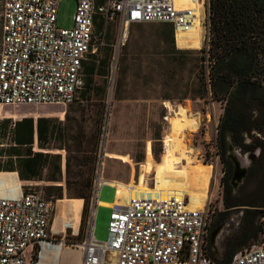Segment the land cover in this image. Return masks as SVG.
Listing matches in <instances>:
<instances>
[{"label":"built area","instance_id":"2783aa9c","mask_svg":"<svg viewBox=\"0 0 264 264\" xmlns=\"http://www.w3.org/2000/svg\"><path fill=\"white\" fill-rule=\"evenodd\" d=\"M61 1H0V110L67 106L76 101L85 87L83 64L93 51L96 21L103 22V36L109 25L118 23L124 43L130 25L168 24L175 34L192 28L196 21L203 26L208 2L199 0L204 14L198 17L194 10L181 8L177 0H75L73 26L61 28L57 23ZM103 39L101 46L106 45ZM119 47L118 43L110 56L106 77L109 116ZM107 125L104 120L103 130ZM217 135L214 148L220 159ZM105 155L99 148L90 198L93 224L82 242L71 244L81 251V264H215L210 256L214 211L209 206L190 209L185 196L130 198L126 205L115 203L108 239L97 241L94 221L100 190L111 186L104 177ZM54 206L35 191L16 198L0 197V264H44V245L53 244L50 223ZM231 264H264V234L261 245L239 252Z\"/></svg>","mask_w":264,"mask_h":264},{"label":"rangeland","instance_id":"374dc122","mask_svg":"<svg viewBox=\"0 0 264 264\" xmlns=\"http://www.w3.org/2000/svg\"><path fill=\"white\" fill-rule=\"evenodd\" d=\"M1 1V0H0ZM182 7L187 0H177ZM208 2H205V18L202 33V47L199 50L178 49L176 38L171 43V27L163 24H135L130 25L128 38L124 43L120 39V25L118 23L108 26L105 36L95 34L93 42V55L98 60L110 58L114 47L119 43L120 59L119 71L116 78V88L112 96V112L107 113L109 101L108 81L106 76H95L94 84L90 89H83L76 101L67 106L40 105L9 107L0 112V120L11 119L13 122L23 118H32L34 122L38 118H51L70 125L66 130V137L55 139L51 143L52 152L62 158V178L56 183L45 181H31L25 185L26 191H35L44 198L47 196L49 186H58L64 192L63 199H79L68 196V188L71 193L78 190L85 191L91 198L93 180L96 169L99 148L105 155V174L107 180H115L124 184H137L140 178L141 168H145L148 187L153 185V174L156 163L160 162L164 152V138L169 133V120L171 116L164 106L169 101L174 107L184 106L191 115H197L198 128L188 131L184 137L185 144L195 149L193 155L204 164L212 166V178L209 188V199L206 206L214 211L212 223L219 218V214L225 212L223 202V188L221 180L224 170L220 159L215 155L214 139L220 124L224 102L217 101L208 92L202 91L200 77L202 70L208 71V61L203 62V48L208 41ZM75 0H62L58 9L57 23L61 28L73 26L75 13ZM202 16V14H201ZM176 35V34H175ZM104 37L106 45L100 43ZM90 56L87 62L91 61ZM98 62V61H97ZM125 64L124 82L118 88L121 70ZM85 93V94H84ZM202 95L203 97H199ZM111 99V98H110ZM107 113V114H106ZM16 117V118H15ZM106 120L107 128L103 130V121ZM68 134V136H67ZM5 142L1 141L0 143ZM34 152L39 151L35 141ZM77 156L84 158L88 165L82 167V176L85 178H66L65 161L67 158ZM186 164V162H185ZM90 178H87V177ZM89 181V184H88ZM89 186V187H88ZM100 201L113 202L115 189L105 186L100 193ZM83 200V199H82ZM53 200L54 211L50 225L57 215V230L65 229L62 235H53V244L44 245L41 259L46 260L47 252L58 245H64L70 250L71 264L81 257L77 256L72 243L78 241L74 237L75 206L73 203H59ZM120 204V203H119ZM101 205V203H100ZM84 207V200H83ZM109 209L99 208L94 221V237L99 242L108 239V226L110 221ZM241 213L229 215L225 222H218L211 227L212 253L221 257L224 245L240 227ZM84 219L82 237L84 239L93 224V213L89 203L85 214L83 208L80 215ZM219 220V219H218ZM264 220V219H263ZM210 236V237H211ZM211 243V238H210ZM263 243V233L257 240L250 241L248 245L259 246ZM62 264H67L63 262Z\"/></svg>","mask_w":264,"mask_h":264},{"label":"trees","instance_id":"16d2710c","mask_svg":"<svg viewBox=\"0 0 264 264\" xmlns=\"http://www.w3.org/2000/svg\"><path fill=\"white\" fill-rule=\"evenodd\" d=\"M163 25L171 27V43H174V28ZM207 27L208 41L202 49L201 61L207 60L209 64L208 71L202 70L200 83L202 91L225 103L216 140L225 170L221 183L226 211L212 224L216 226L218 222H225L229 215L242 214L240 227L227 238L222 256H214L211 248L210 256L215 264H231L236 254L251 248L250 241L264 234V0H208ZM102 31L103 22L98 20L95 34ZM90 59L83 64L85 90L94 84L95 76L107 77L108 74L110 58L98 60L91 55ZM124 76L123 62L118 88L122 87ZM66 130H70V125L51 118H38L36 122L32 118L15 122L0 120V139L5 141L0 143V172H16L24 182L42 181L43 178L58 182L62 178V158L52 152L51 143L62 136L65 138ZM35 141L39 148L36 152L33 150ZM229 145L250 153L245 180L235 194L230 185L234 166L226 156ZM87 165L84 158L70 156L65 161L66 178L71 175L85 178L81 169ZM24 191L28 192L25 187ZM67 192L70 198L79 199L61 200L64 192L58 186H49L45 199L73 203L77 223L81 209L83 214L87 210L90 196L82 190L75 194L68 188ZM83 224L84 219L76 243L83 240L79 239Z\"/></svg>","mask_w":264,"mask_h":264},{"label":"bare ground","instance_id":"6f19581e","mask_svg":"<svg viewBox=\"0 0 264 264\" xmlns=\"http://www.w3.org/2000/svg\"><path fill=\"white\" fill-rule=\"evenodd\" d=\"M180 7L194 10L198 17L201 16L202 5L199 0H187L186 6L180 5ZM202 33L203 26L199 21H196L195 25L187 31H176L177 48L201 49ZM164 106L168 109L171 119L169 133L164 138L162 159L154 167L153 185L148 187L144 167L141 168L137 184L107 181L115 188L116 202L121 205H126L130 198L165 199L174 195L187 197L190 209H202L209 199L212 166L201 163L193 155L195 149L189 148L183 137L188 131H195L198 128L199 120L197 115H191L188 108L184 106L174 107L169 101H166ZM70 255L69 249L61 253L63 261L67 264H71ZM76 264H80V261L78 260Z\"/></svg>","mask_w":264,"mask_h":264},{"label":"crops","instance_id":"0c3cea01","mask_svg":"<svg viewBox=\"0 0 264 264\" xmlns=\"http://www.w3.org/2000/svg\"><path fill=\"white\" fill-rule=\"evenodd\" d=\"M25 185H30V182H24L21 181L18 173L16 172H5V173H1L0 172V197L2 198H16L21 196L23 193H25L24 191V187ZM105 187V186H104ZM102 187L100 190V193L102 191V189L104 188ZM112 187V186H109ZM100 203H102L103 205H100ZM117 203L116 202V194H115V200L113 202H106V201H100L99 199V204L97 206V210L99 208H105V209H109L111 211V207ZM82 211V209H81ZM81 215V212H80ZM57 215L54 218V221L52 223L51 226V230H52V234L53 235H62L65 232V229L63 230H57L56 226H57ZM80 229V217L78 222L75 224L73 230H74V237L78 236V231ZM68 248L64 245H58L55 248L52 249V252H47L46 254L48 255L46 257V260L43 261L41 259V262L44 264H62L64 261L61 257V253L63 250H67ZM44 250V248H43ZM77 252V256L81 257V251L76 249ZM42 253V252H41Z\"/></svg>","mask_w":264,"mask_h":264},{"label":"water","instance_id":"95a60500","mask_svg":"<svg viewBox=\"0 0 264 264\" xmlns=\"http://www.w3.org/2000/svg\"><path fill=\"white\" fill-rule=\"evenodd\" d=\"M227 158L231 160L234 169H233V175L231 179V185L236 190L239 188L240 185L243 184L248 168L250 166V160L247 158V156L241 155L239 151H237L232 145H229L228 151H227ZM214 233L211 236V243L210 248L212 250V242L214 238Z\"/></svg>","mask_w":264,"mask_h":264},{"label":"flooded vegetation","instance_id":"af4514ba","mask_svg":"<svg viewBox=\"0 0 264 264\" xmlns=\"http://www.w3.org/2000/svg\"><path fill=\"white\" fill-rule=\"evenodd\" d=\"M235 148V147H234ZM237 151H239V153H241V155H243V156H247V158L250 160V158H249V152H245V151H242V150H240V149H237V148H235ZM256 155H259L258 154V152H257V154ZM220 163H221V166H222V168H223V170H224V165H223V163L220 161ZM224 175H225V170H224ZM224 177V176H223ZM231 179L232 178H230V185H231ZM221 182H223V181H221ZM221 186H222V188H223V192H224V187H223V184L221 183ZM231 187H232V190H233V193L235 194L236 193V191L241 187V185L239 186V188H237L236 190L233 188V186L231 185ZM226 211V210H225Z\"/></svg>","mask_w":264,"mask_h":264}]
</instances>
